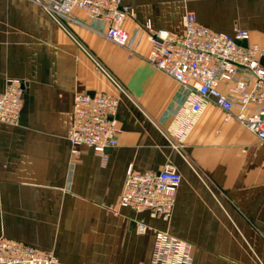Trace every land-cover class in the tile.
Segmentation results:
<instances>
[{"label": "crops", "instance_id": "crops-1", "mask_svg": "<svg viewBox=\"0 0 264 264\" xmlns=\"http://www.w3.org/2000/svg\"><path fill=\"white\" fill-rule=\"evenodd\" d=\"M123 2L135 12L126 24L134 55L82 10L65 29L35 1L0 0V94L8 79L23 81L19 124L0 121V236L63 264H149L156 232L165 230L192 243L193 264H264V143L211 103L176 146L167 128L189 89L145 60L151 43L143 28L150 21L181 35L193 11L212 30L247 29L264 47V0ZM102 91L117 95L121 129L106 163L86 146L73 155L69 142L75 94ZM167 163L182 176L168 219L119 207L129 165L146 171Z\"/></svg>", "mask_w": 264, "mask_h": 264}, {"label": "built area", "instance_id": "built-area-1", "mask_svg": "<svg viewBox=\"0 0 264 264\" xmlns=\"http://www.w3.org/2000/svg\"><path fill=\"white\" fill-rule=\"evenodd\" d=\"M32 1L42 5L47 14L65 29L67 20L79 22L72 17L76 9L82 10L90 19H101L108 25L104 36L109 41L126 48L131 55L138 53L126 25L129 19H135V12L123 0ZM183 26L181 35L166 29H154L150 21L143 27L151 43L145 60L189 89L167 128L171 140L176 146L180 145L205 108L213 103L224 111L226 121L237 120L264 143V47L251 42V33L247 29L235 27L231 33L215 31L199 23L193 11L185 13ZM90 56L116 89L123 91L121 82ZM22 96L23 81L8 79L0 94L1 122L19 124ZM118 107L119 99L111 92L75 94L73 128L69 134L73 155L79 154L80 147L86 146L99 154L103 163L107 162L106 150L119 144ZM181 181V173L171 163L160 170L146 171L135 170L129 165L119 207L134 212L149 211L153 217L168 219ZM146 229L145 223L138 224L140 232ZM0 264L63 263L52 252L0 236ZM149 264H193V245L165 230H157Z\"/></svg>", "mask_w": 264, "mask_h": 264}, {"label": "rangeland", "instance_id": "rangeland-1", "mask_svg": "<svg viewBox=\"0 0 264 264\" xmlns=\"http://www.w3.org/2000/svg\"><path fill=\"white\" fill-rule=\"evenodd\" d=\"M68 21V20H67ZM67 21H66V24H67ZM121 47V46H120ZM124 48V47H123ZM126 49V48H125ZM127 50V49H126ZM128 51V50H127ZM129 52V51H128ZM130 53V52H129ZM130 55H131V53H130ZM98 62H99V64L101 65V66H103L109 73H111V71L107 68V66L103 63V62H101L100 60H98L96 57H94ZM94 61V60H93ZM94 65H95V69L97 70V71H99L100 73H102V74H104L105 76H106V74L99 68V67H97V64L94 62ZM112 74V73H111ZM113 75V74H112ZM114 76V75H113ZM107 77V76H106ZM108 78V77H107ZM109 79V78H108Z\"/></svg>", "mask_w": 264, "mask_h": 264}, {"label": "water", "instance_id": "water-1", "mask_svg": "<svg viewBox=\"0 0 264 264\" xmlns=\"http://www.w3.org/2000/svg\"><path fill=\"white\" fill-rule=\"evenodd\" d=\"M245 45H247V41L243 42ZM263 63H264V58L262 59ZM110 150V148H108L106 151Z\"/></svg>", "mask_w": 264, "mask_h": 264}]
</instances>
